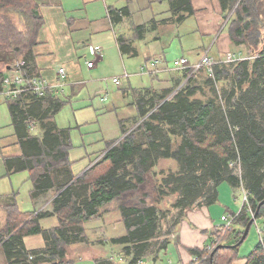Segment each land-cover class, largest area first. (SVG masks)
Here are the masks:
<instances>
[{"label":"trees","instance_id":"trees-1","mask_svg":"<svg viewBox=\"0 0 264 264\" xmlns=\"http://www.w3.org/2000/svg\"><path fill=\"white\" fill-rule=\"evenodd\" d=\"M219 3L224 17L229 16L232 43L245 45L250 53H257L253 61L214 66V79H226L228 83L223 91L225 105L218 103L214 90L213 97L206 101L190 100L196 90L190 86L181 90L171 86L136 98V114L119 120L121 136L107 142L101 159L79 176L72 173L68 157L72 147L69 129L59 128L54 122L66 101L48 93L40 98L26 96L36 100L28 107L18 105L23 98L8 104L13 123L21 126L17 134L23 156L7 161V167L28 170L32 197L48 192L54 197L51 211L23 212L16 204L5 206L0 248L7 264H66V245L83 240V223L98 217L101 207L112 201L118 202L126 231L110 240L123 247L118 256L129 257L128 264L141 257L157 260L168 239L153 254H145L147 241L158 225L157 207L145 200L150 193H143V187L159 158L171 159L180 168L164 179L170 192L176 193L172 206L179 209L169 225V234L186 209L215 203L222 182L237 192L247 191L248 203L255 211L264 199V0H219ZM170 8L173 14L180 10L188 15L194 13L190 0H171ZM125 12L128 13L126 7L109 9L111 22L116 23ZM183 17L179 14L176 19L180 21ZM41 25L35 0H0V74L19 59L25 61L26 69H31L27 72L33 74L31 47L36 44ZM135 31L140 36L143 26H137ZM117 41L124 49L126 39L121 36ZM187 74L185 71L183 76ZM212 78L208 77L206 84L213 85ZM28 116L42 122L41 138L24 133V120ZM134 120L137 126L128 132L125 124ZM137 134L142 135L143 142L137 141ZM163 188V184L155 187L157 197L153 200L166 194ZM126 198L137 201L127 204ZM49 216H55L57 224L44 229L39 220ZM257 216L264 217V204ZM249 219L245 207L241 208L228 228L213 230L210 244L190 249L194 256L188 264H231L239 259V245H230L240 239ZM38 234L43 238V246L27 249L24 237ZM241 260L243 264H264V230L252 251ZM95 264L116 263L108 257L96 260Z\"/></svg>","mask_w":264,"mask_h":264},{"label":"crops","instance_id":"crops-1","mask_svg":"<svg viewBox=\"0 0 264 264\" xmlns=\"http://www.w3.org/2000/svg\"><path fill=\"white\" fill-rule=\"evenodd\" d=\"M110 1L112 3V0ZM35 2L42 18V25L37 33L36 44L31 47V67L33 74L46 78L48 82H59L62 79L64 86L53 94L59 99H62V95L67 94L68 89H70V94H74L81 83L80 79L78 80L74 77L75 71H78V65L74 62L77 58L73 55L77 54V52L73 50V47L74 39L78 38V34L83 38L81 46L94 60V65L91 67L87 66L86 61L87 69L96 67L106 55L107 57L108 55H114L119 60L124 59V57L135 58L140 56V62L142 61L143 63L139 65L138 71L143 66L147 70L152 71L148 73L153 75L156 80L154 86L135 88L131 86V83L125 86L123 77H119V82L114 84L120 87L119 90L124 98H129L127 106L134 107L135 113L136 106L131 101V93L138 95L145 92L151 94L152 91L160 92L164 88L173 86L168 84L179 79L180 73H182L180 71L183 70L184 73L188 70L187 68H185L187 69L185 71L184 69L168 68L169 63L166 51L174 43V39H177L178 42L176 46L177 52L174 54L175 58L171 64L172 67L174 66L173 62L179 58H186L191 64L199 60L196 59V55L207 54L219 60L225 58L228 53L239 55L247 50L245 45L232 43L229 35V16L224 17L219 0H190L194 11L192 15H188L183 10L173 14L170 8L171 0H125V4L120 6H113L106 0H35ZM134 2L137 4L136 16L145 11L150 13L145 15L144 20L140 17L136 24L130 25L132 31L129 34H124V24L134 14L130 6ZM92 7L95 8V15ZM124 7L127 8L128 13L125 12L120 20L112 23L109 17V9H121ZM100 10H103V12ZM179 14L184 15L180 21L176 19ZM137 26H143L140 36H137L135 31ZM121 36L126 39L124 49H121L117 41V38ZM90 45L99 49L100 53L93 55L89 50ZM178 47H180L181 54H179ZM191 54H194L192 58H190ZM114 56L112 58H115ZM57 59L63 61L67 66L66 74L61 79L56 72ZM151 61H157L154 68L148 67ZM28 70L31 71L30 67H28ZM177 70H180L178 71L180 73ZM202 70L205 73V69ZM137 74L144 75L146 73L138 72ZM123 76L127 77L125 81L129 83L131 75L124 73ZM162 84L167 85L164 87ZM160 85L162 87L159 88L158 86ZM22 98L18 104L21 107H28L31 103L33 104V101H36L31 97ZM100 99L101 101L106 100V92ZM4 102H6L7 106V118H9L7 127L11 128L8 134L0 133V228L4 224L5 206L8 204L17 205L16 199L21 195L19 189L22 188L26 181V177L22 173L28 172V170L15 171L7 167V161L10 159L16 160L23 156V149L17 134L18 131H21V126H16L13 123L8 106L12 101L4 100ZM132 117L133 115L129 118ZM41 123L37 117L28 116L24 120V133L41 138L43 132ZM35 125L38 127L37 131H35ZM28 177L30 179L29 172ZM31 189L32 186L28 185L25 190V196L33 207L31 209H21L17 205L18 208L23 212L31 211L34 213L50 210V203L48 202L47 204L43 199L52 192L32 197L30 194ZM222 190V195L221 191H219L218 199L214 204L208 206L198 205L186 209L180 222L168 237V244L164 251L166 252L170 246L171 251L175 250L176 264H185L191 261L194 255L190 253V249H202L205 245L210 244L213 230L222 227L224 220L240 211V208H236L237 205L231 202L230 198V195H232L233 199L238 201L237 194L239 195L240 193L230 188L229 185H225ZM44 206H48V208H44ZM233 208H236L238 212H233ZM52 217L56 218L55 216L41 218L39 224L41 225L42 219ZM33 236L41 237L40 234ZM33 236L24 237V244L27 249H34L27 246V239ZM41 239L42 245L35 248L43 246L44 241L43 238ZM93 261V264H95L96 260L93 259ZM237 263L243 264L244 260Z\"/></svg>","mask_w":264,"mask_h":264},{"label":"rangeland","instance_id":"rangeland-1","mask_svg":"<svg viewBox=\"0 0 264 264\" xmlns=\"http://www.w3.org/2000/svg\"><path fill=\"white\" fill-rule=\"evenodd\" d=\"M106 1L108 3H111L110 0ZM124 4L125 0H112L111 3V5L113 6H120ZM130 6L131 11H134V14L132 15V18L129 21L125 22V29L123 31L124 34H129L132 31L130 25L136 24V21L139 20L140 17H142L144 20L145 15L150 13L149 11H145L143 13L141 12L140 15L136 16L135 14L137 13V4L134 2L131 3ZM92 11L95 15L96 11L94 7H92ZM100 11L103 12V10ZM82 40L83 38L78 34V38L74 39L73 47V50L77 52V54L73 55L77 58V60H74V62L78 65V71H75L74 77L78 80L80 79L81 83L74 94H70V89H68L66 92L67 94L61 96L63 101L66 102L64 103V106L61 108V110L54 117L57 127L69 129L72 147L69 150L68 157L71 161L72 173L76 176H79L84 170H86L96 161L101 159L104 154V152H101L106 148L107 142L119 138L121 136V126L119 120L129 118L130 116H134L136 114L134 107L127 106L129 98H124L122 96L121 91L119 90L120 87H117L114 85V83H112V78L123 77V82L125 86H128L131 83V86L135 88L154 86L156 82L154 76L149 73H146L144 75L137 74L138 72L140 73V71H138L139 65L143 63L142 61L140 62V56L135 58L124 57V59L119 60L114 55H108V57L106 55L103 60L96 65V67L92 69H87L86 61L88 62L92 60L94 63V60L83 48V46H81L83 42ZM174 40V43L169 46L166 51L167 61L169 63L168 68H175L180 70L184 69L185 71L187 69L176 68L172 67L171 65L172 61L175 58L174 54L177 52L176 46L178 40ZM178 49L179 54H181L180 47H178ZM241 53L242 54L239 55L242 56H249L251 54L248 49ZM9 55H11V53L8 54V56ZM193 55L194 54H191L190 58H192ZM112 56H114L115 58H112ZM200 56L201 55H196L195 57L196 59H199ZM256 56L257 53L254 56H249L252 58H249L248 60L253 61ZM224 64L230 66L233 63L226 62ZM55 67L57 68H55L56 72H58V70L62 68L66 74L67 66L60 59L56 60ZM180 70H177V72ZM180 72H178L180 73L179 79H177V81L174 80L168 85H173L174 88H177V90L184 89L186 86L194 87L196 90L195 93L190 96V100L198 99L201 101H206L207 99L213 97L212 90H214L217 94L216 98L218 103L224 102L225 93H223V91L225 88H228V83L226 79H221L217 81L214 79L213 76V78L211 77L213 79V85H210L206 84L208 77L210 78L206 70L205 73L204 70L191 72L188 71V74L185 76H183V70ZM124 73L131 75L129 78V83H126L125 80L127 77L123 76ZM166 85L167 84H162V86L164 87ZM162 86L160 85L158 87L160 88ZM104 92H106V100L101 101L100 98L103 96ZM131 94V101L134 102V104L136 98H141L150 95L143 93H137L138 95H135L134 93ZM0 101H2L0 102V127H2L0 129V133L8 134L10 132L11 127H7V124L9 122V118H7L6 114L7 106L6 102H4L2 98L0 99ZM42 106L44 107V104ZM136 126L137 123H135V120L127 122L125 124V128H129L128 132L132 131ZM37 130L38 127L35 125V131ZM136 139L139 142H143L141 134H137ZM177 140H179V138H177ZM127 169H129V167ZM179 169V165L173 160L159 158L155 165L151 168V172L148 173V179L146 185L143 187V193L149 192L150 194H148V197L144 196L145 200L154 203L157 207L156 219L158 226L154 236L147 241L148 246L145 251L146 255L153 254L157 250V247L160 246V244L164 240L168 239V237L170 236V234L168 233L169 225L174 222V219L179 214V209L172 206V204L175 202L176 193L170 192V186H165L164 184V179L167 178V176H169V174L171 173H177ZM237 172L239 173V171ZM22 174L26 177V181L22 185V188L19 189V191H21V195L19 196V198L17 197L16 203L21 209H31L33 206L29 203V200L25 196V190L28 188V185H30V187L32 186V181H30L28 177V172H24ZM158 184L164 185L163 191L166 194L162 195L157 200H153L157 197L155 187ZM225 185L228 184L226 182H222L218 185V195L219 191H221L222 195V189L223 187H225ZM238 193H240V191ZM53 197V193H49L43 199V201L45 200L47 204L48 202L50 203L49 208L52 206ZM230 198L231 202L237 205L236 208H240V210L241 208H243L241 198L238 199V194V201L233 199L232 195H230ZM125 201L127 204H134L137 200L133 199L132 201H129L126 198ZM117 205L118 202L116 201H112L105 204L101 207L100 214L98 217L83 223L84 239L81 241L72 242L66 245L65 247L66 264H69L70 262V264H93V259H99L98 261H104L108 259V257H111L116 264L129 263V257L118 256L120 255V252H122L121 250L123 247L118 244L115 245L110 241L112 238L122 236L126 233L124 223L121 220L120 212L117 208ZM44 208H48V206H44ZM236 208L232 209L235 213L238 212L236 211ZM51 210L52 208H50L49 211ZM246 212L248 213L249 218L254 219L252 224L250 225L245 239L238 246L237 258L239 259L234 260V262H232L231 264H238V261H241V259L247 256L263 235L264 217H254V210L251 214L247 210ZM227 220H229V218ZM227 220H224L222 227L225 228ZM56 222V218H46L41 220L40 226H42L43 228L51 227L55 226ZM41 238L42 236H33L31 238H28L27 246L30 248L41 246ZM214 243H216V241H214ZM170 248H168L166 252L164 250L161 251L156 261H153L151 258L146 257L145 262L148 264H164L165 262L170 260L171 263L176 264L177 259L175 250L171 251ZM129 255H132V251ZM4 256L5 255L2 249H0V264H7L5 262ZM189 262L185 264H188Z\"/></svg>","mask_w":264,"mask_h":264},{"label":"built area","instance_id":"built-area-1","mask_svg":"<svg viewBox=\"0 0 264 264\" xmlns=\"http://www.w3.org/2000/svg\"><path fill=\"white\" fill-rule=\"evenodd\" d=\"M89 50L93 55H97L100 53V50L89 46ZM250 54V53H249ZM256 53H251L249 56H254ZM249 56L235 55V54H227L223 59H215L207 54H203L199 60L193 64H189L186 58H179L173 62L176 68H187L189 71H199L201 69H205L207 74L210 77H213V68L215 65L220 63H239L242 60H248ZM157 64V61H151L149 63V68H154ZM93 61H88L87 66H93ZM140 72H152L147 70L145 66L139 69ZM60 79L65 75V71L60 68L57 72ZM119 82L118 77L112 78V83L117 84ZM64 86V82H48L46 78L36 75L29 74L25 67V61L19 59L15 61L11 65L8 66L7 69L4 70L2 74H0V98L6 101H16L26 96H33L36 98L44 97L48 93L54 94L58 90H60ZM241 198L242 207H245L246 210L251 214L253 212L252 208L248 203V193L247 191L241 189L239 194V199ZM235 215L229 217L227 220L225 227L228 228L232 221L234 220ZM134 264H148L145 262V257H141L136 259ZM164 264H173L170 260L165 262Z\"/></svg>","mask_w":264,"mask_h":264},{"label":"water","instance_id":"water-1","mask_svg":"<svg viewBox=\"0 0 264 264\" xmlns=\"http://www.w3.org/2000/svg\"><path fill=\"white\" fill-rule=\"evenodd\" d=\"M263 204H264V199H263V200L257 205V207H256V209H255L254 217L257 216L258 211H259L260 207H261ZM253 219H254V218H250V219H249V221L247 222L246 226L244 227V230H243V233H242L240 239H239L235 244L230 245V247L238 246V245H240V244L243 242V240L245 239V237H246V235H247V233H248V230H249V228H250V225H251L252 222H253Z\"/></svg>","mask_w":264,"mask_h":264},{"label":"bare ground","instance_id":"bare-ground-1","mask_svg":"<svg viewBox=\"0 0 264 264\" xmlns=\"http://www.w3.org/2000/svg\"><path fill=\"white\" fill-rule=\"evenodd\" d=\"M202 70V69H201ZM189 71V70H188ZM191 72V71H190ZM231 225V224H230ZM226 228V227H225Z\"/></svg>","mask_w":264,"mask_h":264}]
</instances>
